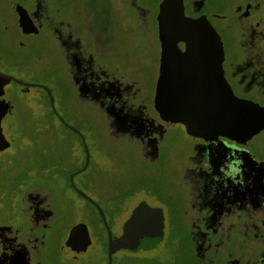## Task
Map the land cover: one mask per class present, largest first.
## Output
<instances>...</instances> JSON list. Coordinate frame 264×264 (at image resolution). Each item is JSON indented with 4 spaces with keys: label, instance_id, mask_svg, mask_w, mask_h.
<instances>
[{
    "label": "flooded vegetation",
    "instance_id": "obj_1",
    "mask_svg": "<svg viewBox=\"0 0 264 264\" xmlns=\"http://www.w3.org/2000/svg\"><path fill=\"white\" fill-rule=\"evenodd\" d=\"M161 1L121 0L132 9L141 28L137 32L147 37L151 55H141V62L127 57L124 47L111 45L112 37H121L120 25L107 31L106 21L99 31L92 25L83 37L57 0L11 1L15 44L24 46L26 39L48 31L58 55L34 51L43 64L30 68L28 78L1 66L0 71L23 80L7 82L17 83L21 92L33 87L47 97L42 112L65 139L55 143L53 158L47 159L52 166L38 167V176L49 185L17 183L7 195L0 193V264H264V126L249 136L193 134L183 122L161 115L155 95L161 64L170 85L194 81L199 71L194 54L188 56L192 68L186 69L185 42L169 38L181 31L168 29L166 20L204 17L221 40V66L232 92L264 109V0H169L160 8ZM17 4L26 11L28 31L18 22ZM38 48L47 51L45 44ZM183 96L219 95H167ZM52 97H60L59 108ZM69 97L100 113L108 132L132 143L156 178L171 154L169 129L180 130L184 152L175 190L159 193L154 184L135 196L110 190L109 183L102 191L79 187L77 182L93 180L95 172L103 176L105 169L67 107ZM6 100L8 114L13 104ZM59 176L66 188L59 189ZM138 179H147L146 171ZM129 197L136 199L126 205Z\"/></svg>",
    "mask_w": 264,
    "mask_h": 264
},
{
    "label": "rangeland",
    "instance_id": "obj_2",
    "mask_svg": "<svg viewBox=\"0 0 264 264\" xmlns=\"http://www.w3.org/2000/svg\"><path fill=\"white\" fill-rule=\"evenodd\" d=\"M11 1L0 0V66L11 70L16 75L20 73V76L28 78L32 74L30 68L39 69L43 64L42 61L33 57L34 51L57 56V45L48 31L26 39L24 46L16 45L18 37L14 14L10 6ZM57 4L60 11L73 20L78 33L83 37L88 34L87 28H92V25L98 31L103 29L102 24L105 21L107 22L104 27L106 31L111 29V26L116 29L120 25L121 37H112L111 45L124 47L127 57L135 61L141 62L143 59L141 55L150 57L151 51L146 48L145 44L147 37L137 32L141 28L134 21L133 11L129 5H123L121 0H57ZM113 14L114 21H111ZM107 18L111 22L107 21ZM43 44L47 47V51L38 48ZM22 58L26 60V63ZM150 71L153 72V68L146 69L147 73ZM11 89L16 90V94H13ZM52 92L55 94L54 88ZM3 94L5 99L11 100L13 106L12 111L6 113L0 122L2 132L10 142L6 149L0 150V193L7 195L8 191L17 183L26 186L49 185L48 180H43L38 176L40 174L38 167L40 165L49 167L53 163L47 159L53 158L55 143H59L65 138L64 134L53 126L54 123L51 124L52 117L42 112L46 109L45 105L48 106L47 97H40L37 89L33 87L28 91L21 92L15 82L5 84ZM52 101L53 106L57 105L59 108L60 97H52ZM67 107L75 112L76 119L81 122L82 131L87 137V143L91 145L90 148L96 162L101 163L105 169L103 176L95 172L93 180L89 178L77 182L79 187L85 191L92 189L102 191L106 190L109 183L110 190L120 189L128 193L133 191L135 196L144 194L143 186L154 188V184L157 185L159 193L164 190H175V180L179 177L180 155L184 152L182 142L184 135L180 130L170 127L169 148L171 154L166 156L163 171L156 178L152 175L151 168L145 166L132 143L114 138L108 132L103 124L102 115L95 109L81 106L72 101L71 97H69ZM67 141H72V138ZM42 147L49 150V155L44 154ZM40 160L43 162L41 163ZM93 169H95L94 165ZM23 170H28V172H22ZM143 171H146L147 179H138ZM56 182L59 189L60 187L66 188L62 176H59ZM139 188L142 190L141 193H135ZM127 192L126 195H128ZM147 198L149 199V197ZM135 199L136 197L126 198L125 204L130 205ZM82 201L79 197L77 198L78 208L83 206Z\"/></svg>",
    "mask_w": 264,
    "mask_h": 264
},
{
    "label": "water",
    "instance_id": "obj_3",
    "mask_svg": "<svg viewBox=\"0 0 264 264\" xmlns=\"http://www.w3.org/2000/svg\"><path fill=\"white\" fill-rule=\"evenodd\" d=\"M169 3L162 0L160 8ZM18 22L22 30L28 31L24 26L28 23L25 9L16 5ZM182 14V12H181ZM168 29L180 30L172 39H182L185 48L182 55L185 59V67L192 68L188 56L196 55L197 62L194 68L196 80H187L183 84H167L166 67L160 65V75L156 85V104L164 117L179 120L184 123L186 130L196 134L198 132H211L224 134L230 137L237 135L249 136L264 126V109L258 104L234 95L229 84L224 78L221 66L222 44L219 35L206 18H177L166 20ZM162 48V53L165 52ZM191 70V69H190ZM192 72V71H191ZM15 78L0 71V122L1 118L10 110L11 104L3 94V86ZM198 95L218 94L217 97H167L168 94ZM51 100V97H50ZM171 106L174 112L172 113ZM10 142L2 132L0 123V150L7 148ZM87 158V152L86 156ZM113 244L109 242L108 250Z\"/></svg>",
    "mask_w": 264,
    "mask_h": 264
}]
</instances>
